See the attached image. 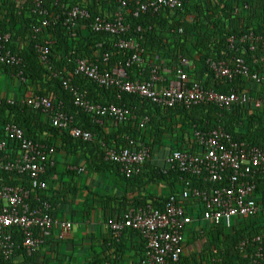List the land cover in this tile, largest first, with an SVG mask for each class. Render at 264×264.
I'll list each match as a JSON object with an SVG mask.
<instances>
[{
  "label": "trees",
  "instance_id": "16d2710c",
  "mask_svg": "<svg viewBox=\"0 0 264 264\" xmlns=\"http://www.w3.org/2000/svg\"><path fill=\"white\" fill-rule=\"evenodd\" d=\"M42 6L49 11L51 21L47 27H42L45 18L35 12L34 0H0V31L10 36L6 47L24 61L23 68L3 65L0 69L30 91L24 101H0V142L8 143V151H18V142L6 132L7 126L15 125L24 131L28 139L54 147L56 152L64 153L68 159H79L88 175L112 176L120 193L89 190L92 196L81 204V210L69 207V212L60 218V211L71 205V197L76 194L77 188L71 190L61 185L54 190L59 183L52 179V175L58 173L55 162L43 177L49 185L48 189L32 191L29 203L34 208L48 203L49 215L69 220L74 225V219L81 213L79 223L87 228V219H91L97 205V209L103 212L99 226L102 230L107 227L106 234H100L98 238L94 232L79 238V241L75 238L61 240L53 234L45 239L33 256H28L22 247L24 236L21 230L13 228L17 247L15 256L22 260L21 264H144L146 243L141 234L127 229L120 240H115L109 229L111 223L120 221L132 207L152 204L163 208L171 196H179L187 188L210 190L227 184V180L214 184L205 180L204 176H193L178 170L165 173L162 165L154 163L158 150L169 148L170 151L198 153L195 133H207L218 128L235 143L264 148V62L261 61L264 54V0H184L174 10L165 9L154 15L148 12L138 18L130 13L133 7H123L120 0H42ZM75 6L86 8L90 19L79 22L76 28L55 20L57 15ZM119 12L124 14L125 23L130 26V32L123 37L138 40L144 49L142 65L134 63L127 67L132 52L116 46L119 37L96 33L89 28L97 17L113 20ZM139 27L142 32H137ZM40 28V32H35ZM250 36H253L252 40L247 38L241 42L242 37ZM229 39H234V43L230 44ZM252 45L256 47L254 52L250 51ZM37 46L49 48L47 64L41 62ZM181 58L193 66L185 69L189 85L201 83L207 90L245 93L261 99L262 105H234L230 110H221L214 105L158 107L137 95H120L117 88H101L87 77L75 73L76 62L88 59L98 62L102 71L124 67L129 80L146 81L150 79L153 68L160 66L159 73L168 83L177 77ZM240 58L246 61L252 72L260 75L262 81L259 85L243 76L233 80L216 79L207 63L212 59L234 66L236 59ZM164 68L171 73L164 74ZM21 70L25 82L18 76ZM61 77L69 79L72 86L91 103L124 107L135 118L122 123L104 118L103 124L98 123L92 115L74 105L73 94L65 89ZM34 96L48 97L57 107L63 106V111L73 117L70 127L56 128L46 114L28 106L26 101ZM144 117L149 120L142 127ZM74 127L92 132L95 139L91 142L75 139L72 136ZM132 141L149 147L151 158L139 173L126 177L119 165L105 160V154L108 150L132 148ZM4 155L5 152L0 151V157ZM9 158L13 157L9 155ZM62 174L68 177L80 175L68 168ZM254 183L256 201L260 205L256 215L235 221L231 228L223 224L196 225L195 230L186 232L190 234V239L187 242L185 235L180 261L168 264H254L251 259L245 258L247 251H254L252 244L244 248L241 244L264 234V173L257 175ZM20 185L31 189L28 174L0 171V189ZM158 186H166L167 193L153 192V188ZM201 214L202 210L199 211ZM191 241L202 242V250L198 253L188 251L186 245Z\"/></svg>",
  "mask_w": 264,
  "mask_h": 264
},
{
  "label": "built area",
  "instance_id": "2783aa9c",
  "mask_svg": "<svg viewBox=\"0 0 264 264\" xmlns=\"http://www.w3.org/2000/svg\"><path fill=\"white\" fill-rule=\"evenodd\" d=\"M183 1L120 0L123 7H133L129 12L135 18L148 12L154 15L165 9L174 10L181 6ZM34 4L35 12L45 18L42 27H47L51 21L48 18L49 11L43 8L42 0H34ZM89 19V11L80 6L63 11L55 18L70 28H76L79 22ZM89 28L96 33H107L119 37L116 46L132 52L127 61V67L134 63L138 65L144 63L141 56L144 49L140 42L123 37L130 32V26L125 23L122 12L117 13L113 20L97 17L89 24ZM40 31L41 28L35 32ZM142 31L141 27L137 30V32ZM247 38L252 40L253 36L242 37L241 42H245ZM261 39L262 37L257 40ZM9 40L10 36L0 31V66L23 68V59L7 49ZM229 43L233 44L234 39H229ZM250 51H256V47L252 45ZM37 53L41 62L47 64L49 48L37 46ZM261 61L264 62V54ZM207 63L216 79L233 80L237 76H243L258 85L262 81L260 75L252 72L242 58L236 59L234 66L212 59H209ZM192 67L188 60L181 58L177 77L168 83L159 73L160 66L153 68L150 79L146 81L129 80L124 67L110 72L102 71L98 62L88 59H80L76 62L75 73L87 77L101 88L114 87L120 95H137L150 100L158 107L192 108L200 105H214L221 110H230L234 105L255 107L262 105L261 99L245 93L207 90L201 83L189 85L188 73L185 69ZM162 71L171 73L167 68ZM54 75L57 76V74ZM18 76L21 81H26L22 70L19 71ZM61 80L65 89L73 94L74 105L92 115L98 123L103 124L104 118H111L116 123L135 118V115L124 107L91 103L83 93L72 86L69 79L61 77ZM26 103L33 109L46 114L56 128L68 129L73 123V117L63 111V106L57 107L56 103L48 97L34 96ZM148 120L147 117L142 118L141 126L143 127ZM6 132L18 142L19 149L16 153L13 150L8 151V143L0 142V151L5 152V155L0 157V171L28 174L31 189L22 185L6 186L0 189V203L3 205L0 207V264H21L22 260L15 256L17 247L14 242L13 228L21 230L24 236L22 247L28 256H33L45 243V239L53 234L61 240L70 238L74 224L69 220L55 219L49 215L50 204L48 203H41L35 208L29 203L32 191H42L49 187L43 177L47 169L55 164V148L28 139L24 131L15 125L7 126ZM72 136L83 142H91L95 139L92 132L80 127L72 129ZM195 138L199 152L169 151L164 158L163 171L166 173L169 170H178L193 176H204L205 180L214 184L227 180V184L225 186L220 184L210 190L198 187L187 188L179 196H171L163 208L152 204L132 207L120 221L111 223L109 229L115 240H120L127 229L141 234L146 243L144 264H168L180 261L184 253L186 232L195 230L196 225L223 224L231 228L235 221L249 219L260 211V205L255 197L254 178L264 173V148L246 147L244 144L235 143L221 128L207 133L196 132ZM131 145L132 148L120 151L108 150L105 154V160L119 165L126 177L139 173L142 166L151 158L150 148L143 143L132 141ZM9 155L13 158H9ZM76 170L79 173L85 171L78 168ZM200 210H202L201 215H199ZM249 244H252L254 251H247L245 258L251 259L254 264H264V234L256 236L252 241L243 242L241 247L244 248Z\"/></svg>",
  "mask_w": 264,
  "mask_h": 264
},
{
  "label": "crops",
  "instance_id": "0c3cea01",
  "mask_svg": "<svg viewBox=\"0 0 264 264\" xmlns=\"http://www.w3.org/2000/svg\"><path fill=\"white\" fill-rule=\"evenodd\" d=\"M164 74H168L167 72H163ZM164 79H166L164 77V75H161ZM0 79H2L5 83V85L7 84V86H5L6 89V93L8 98L7 99L9 102H12L13 100H20V101H24L26 96L30 95V91H27L25 88H22L21 84L20 86L15 84L14 80L10 78V76H8V74H6V72L4 73V71L2 69H0ZM10 85V86H9ZM12 85V86H11ZM2 99H0L1 101ZM49 118V117H48ZM47 120V119H46ZM186 146H188V144H185ZM170 149L169 148H162L161 151H157L156 152V156L154 157V163L155 164H159V165H163L164 164V158L166 157V155L169 153ZM55 162L58 164V173H54L52 175V179L53 181L55 180L56 182H59L58 184H56V186L54 187V190L57 189L59 186L61 185H65L66 188L68 189H75L77 188V190L75 191L76 194L71 197V205H66L65 209L66 210H61L59 213V217L62 218V215L65 214V212H69V207L76 210H81V204L85 202V198L86 196L84 195L85 193H83L84 190H91L94 188V190L96 189V191L94 192H99L100 190H107V191H114L120 193V189H117L116 185L114 184L113 181V177L111 176L110 178L108 177L107 174H102L100 176H96V175H88V173L85 171L81 172L79 176H75V175H71V176H65L62 174V172L64 170H66L67 168L69 169V171H77L79 173L78 169H85V166L82 164V162H80L79 159H75V158H71L68 159L66 158L64 153H59L56 152L55 157H54ZM62 174V175H61ZM77 177H80V179H78ZM53 189V188H52ZM153 192H160L162 194H166L167 193V189L166 186H158L153 188ZM81 203V204H80ZM95 210L93 211V213L91 214V219H87V224L88 229H90V233L92 234L95 232L96 236L98 238H100V234L104 235L106 234V230L107 227H102L99 226L101 224L102 221V214L103 212H101V210L97 209L98 206H95ZM81 217V213L77 214V217L74 219V223H79V219ZM65 219H67V217H65ZM78 219V221H76ZM87 228V226H85ZM187 238V242L190 239V234L186 233ZM75 238L73 236V233L71 235L70 238H68L69 240ZM79 241V239H78ZM129 243V242H128ZM201 245V246H200ZM130 245L128 244V247ZM186 248L188 251H193V252H200L203 248V243L200 241H191L190 244L186 245Z\"/></svg>",
  "mask_w": 264,
  "mask_h": 264
},
{
  "label": "rangeland",
  "instance_id": "374dc122",
  "mask_svg": "<svg viewBox=\"0 0 264 264\" xmlns=\"http://www.w3.org/2000/svg\"><path fill=\"white\" fill-rule=\"evenodd\" d=\"M14 82H15L16 86L17 85L20 86V83L18 80H14ZM5 86H7V84L5 85L4 81L2 79H0V99L8 98ZM77 178L80 179V177H77ZM92 190L96 191V189L94 190V188ZM83 193H85L84 195L86 196V198H85V202H86L88 197L92 196V193L89 190H87V191L84 190ZM76 221H78V219ZM89 233H90V229L86 228L85 225H81L80 223H76L74 225L73 236L75 237V239H74L75 241H78L79 238L86 237Z\"/></svg>",
  "mask_w": 264,
  "mask_h": 264
}]
</instances>
